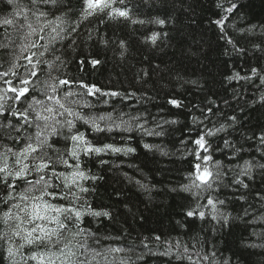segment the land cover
I'll use <instances>...</instances> for the list:
<instances>
[{
  "label": "snow or ice",
  "instance_id": "6c2138e0",
  "mask_svg": "<svg viewBox=\"0 0 264 264\" xmlns=\"http://www.w3.org/2000/svg\"><path fill=\"white\" fill-rule=\"evenodd\" d=\"M176 2L189 18L194 15L186 0L168 6L164 0H0V264H138L144 250L167 257V264H240L245 252L256 254L250 249L264 253V126L249 128L247 116H226L214 100L188 107L174 94L165 104L184 109L190 117L191 127L185 125L187 135L180 140L193 157L189 170L164 189L147 177L124 175L149 202L153 192L180 197L179 214L187 223H177L188 239L154 235L137 243L130 233L101 234L105 220L115 222L117 217L114 208L92 200L96 182L103 179L93 166L118 168L105 157L132 156L137 146L170 155L145 142V137L168 135L178 123L154 103L157 97L149 88L198 84L186 80L179 65H153L148 56L138 69L129 64V39L119 36V28L136 34L139 25L140 43L162 51L174 39L169 26L175 28L180 19L173 16ZM215 7L218 18L211 22L230 46L224 54L255 61L243 75L235 72L227 79L243 81L242 88L258 92L253 103L264 108V23L236 27L232 18L238 14L237 0H216ZM111 25L116 28L109 35ZM109 60L118 62L122 72H132L130 88L88 82L71 67L83 73L85 64L97 69ZM233 96L240 93L234 90ZM223 103L230 106L228 100ZM149 104L158 112L152 113ZM234 132L239 139L231 138ZM217 153L224 159H217ZM121 203L131 213L128 203ZM197 220L209 227L193 234ZM237 227L248 234L242 237L239 256L224 257L215 237ZM109 240L113 243H105Z\"/></svg>",
  "mask_w": 264,
  "mask_h": 264
},
{
  "label": "trees",
  "instance_id": "16d2710c",
  "mask_svg": "<svg viewBox=\"0 0 264 264\" xmlns=\"http://www.w3.org/2000/svg\"><path fill=\"white\" fill-rule=\"evenodd\" d=\"M173 2L174 0H164L165 6L171 5ZM237 2L239 4L238 14L232 18L236 27L264 23V0H237ZM187 4H192L195 8L194 15L189 18L187 11H181L179 3L176 2V11L173 12V16L180 17L175 24V28H178L180 33L178 34L175 28L169 26L168 30L174 39L171 41V46L164 47L162 51L151 50L140 43L137 36L143 29L139 25L135 26L138 30L136 34H133L126 26L119 28V36L129 39L131 49L129 64H134L138 69L142 66L143 57L148 56L153 65L160 64L161 67H164L165 64L179 65L182 70L186 71L184 78L197 81L198 84L189 83L180 87L173 82L162 90L151 91L149 88V94L157 97L154 103L163 105L165 107L164 115L168 119H176L178 123L171 125L168 135L145 137V142L160 145L170 155L164 156L159 151H148L142 146H137V152L132 156L105 157L113 163L119 164L118 168L99 164L93 166V171L103 176V179L96 182L97 191L93 194L92 200L96 205L114 208L117 217L115 222L105 220L101 229L102 235L123 236L124 233H130L131 240H135L137 243L143 237L151 238L154 235H161L173 240L188 239L184 236L186 229L177 223V221L187 223L184 217L179 214L181 209L177 202L181 198L175 194L161 191L159 194L153 192V199L149 202L147 196L130 183L124 175L127 173L128 176L136 179H141L142 176L147 177L148 181L155 183L157 188L164 189L166 185L170 186L180 181L189 170L193 157L186 154L187 149L180 144V140L187 135L185 125L191 127L190 117L185 115L184 109H175L165 104L169 95H176L188 107L192 105L204 106L211 99L226 116L234 113L242 118L247 116L250 121L249 128L255 126L256 129H259L264 126V108L253 103L259 93L248 88L247 85L242 88L243 81L227 79L235 72H240L242 75L246 73L249 65L255 62L254 58L246 60L224 54L225 47L230 49V46L225 45L224 41L219 39V29L211 22L218 18V9L215 7L216 0H186L185 7ZM115 28L116 25H111L107 29L108 34L111 35ZM228 30L243 43L238 32H234L232 27H229ZM246 46L250 47V45ZM117 64L118 62L109 60L108 63L97 69L85 64L83 73H77L74 64L71 67L74 74L81 75L88 82H95L103 87L118 90L130 88L132 72L127 70L122 72ZM143 66L147 67V63L145 62ZM125 69H127V65ZM163 82L167 83V78ZM234 90L240 93L238 98H234ZM224 100H228L230 106L225 105ZM148 107L152 113L158 112V108L152 104H149ZM241 107L244 109L243 113L239 111ZM253 107L257 110L252 111ZM193 113L199 115L195 109ZM192 135L195 136V132ZM231 138L239 139V133L234 132ZM132 143L136 146V141ZM191 147L192 145L189 144L188 148ZM216 158L224 159L219 153L216 154ZM137 169L140 171L138 172ZM116 191L121 193L119 198L114 194ZM121 201L128 203L132 210L131 213L124 208ZM235 208L238 210L239 205H236ZM232 210V208L229 209V211ZM233 214L235 215V211ZM140 216H143L144 219H140ZM201 226L205 229L209 227L207 224L202 225V222L197 220L193 226V234H200ZM93 227L96 225L94 224ZM205 235L209 240H213L211 232H206ZM247 235L237 227L230 233L226 232L222 237L217 235L215 242L219 243L224 257H232L233 253H237L239 256L242 237H247ZM131 240H125L124 243H130ZM105 243L111 244L113 241L109 240ZM115 246H121V243L115 242ZM153 251H158V249L153 247ZM249 251L256 254L249 255L248 252H245L243 256H239L240 264H261L264 253L260 249H250ZM143 255V260L138 264H167L168 261L167 257L150 255L147 250H144Z\"/></svg>",
  "mask_w": 264,
  "mask_h": 264
}]
</instances>
